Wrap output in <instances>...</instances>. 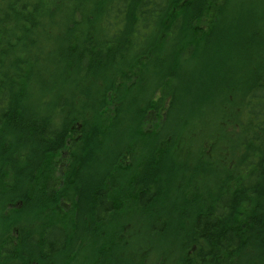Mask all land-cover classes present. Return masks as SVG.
Returning a JSON list of instances; mask_svg holds the SVG:
<instances>
[{
  "label": "trees",
  "instance_id": "trees-1",
  "mask_svg": "<svg viewBox=\"0 0 264 264\" xmlns=\"http://www.w3.org/2000/svg\"><path fill=\"white\" fill-rule=\"evenodd\" d=\"M138 215V264H264V0H0V264H114Z\"/></svg>",
  "mask_w": 264,
  "mask_h": 264
},
{
  "label": "rangeland",
  "instance_id": "rangeland-1",
  "mask_svg": "<svg viewBox=\"0 0 264 264\" xmlns=\"http://www.w3.org/2000/svg\"><path fill=\"white\" fill-rule=\"evenodd\" d=\"M188 72H192V68H189ZM198 79L201 81L200 78ZM173 83L175 85L174 87L176 90L175 94L179 95V91H178L180 89L179 82L175 81ZM189 90H190L189 95L184 94L185 96L188 97L189 100L194 98L196 95L200 94V92L202 91L201 85L198 83H195ZM189 100H188V104L190 108L192 107V105L190 104ZM204 111L207 114L214 113L213 110L210 108L204 109ZM167 128L163 132V134L170 132L171 128L168 129ZM137 144L138 143H136V145ZM137 146L139 147V144ZM78 213L79 212L77 208L71 211V213H69V219L70 221H72L71 220L72 217L73 220L76 221L77 223L78 221H80V228L84 229L86 227L85 219L78 216ZM124 225L130 226L129 229H131V232H129L128 236L126 237L128 238V240L126 241L128 242V245L126 246V248L119 249L118 252H120V254L118 256H121L123 258L121 260L116 261L114 264H131V261L138 264L140 261L139 259L140 256H138V254L139 252H144V251H151V253H153L155 257L162 256L164 253H166L168 256H173V254L175 253L176 245L174 244L175 242L173 243L172 238L162 236L159 234L155 235L156 233H153L150 225H147L145 219L140 215L129 218L125 216L121 217L119 221L116 219V222L113 225L108 226L107 228L113 230L114 228L118 229L119 227ZM40 228H42V226H40ZM46 228L47 227H44V229ZM81 233H82L81 236L83 237V242L80 243L81 252L78 258L79 264H82L84 261H89L90 263L97 264V261H100L102 259L101 257L98 258V251H99L98 246L103 241H106V246L107 244L108 246H112L111 247L112 249L108 251H112L116 253L117 248L120 246V244H118V242L115 239L109 241V239H111L110 237L107 240H99V237L96 236L95 233H91V234L83 233V232ZM131 254H135L136 256H131ZM111 262L112 261H110V263Z\"/></svg>",
  "mask_w": 264,
  "mask_h": 264
}]
</instances>
